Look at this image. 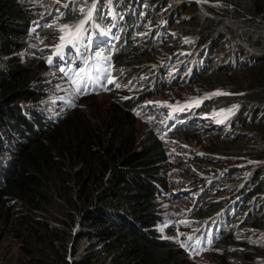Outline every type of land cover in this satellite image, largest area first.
<instances>
[{
  "label": "trees",
  "instance_id": "1",
  "mask_svg": "<svg viewBox=\"0 0 264 264\" xmlns=\"http://www.w3.org/2000/svg\"><path fill=\"white\" fill-rule=\"evenodd\" d=\"M116 1L122 6L131 3L136 11L123 18L121 38L127 54H116L114 64L153 51L155 30L139 41L132 35L136 25L166 22L191 37L195 57L204 60L202 68L192 64V82L205 88L221 86L216 89L230 93L216 95V107L228 113L230 126L257 129L262 140L261 146L243 152L217 150L262 163L246 166L249 173L237 185L223 175L214 191L222 201L205 203L193 218L207 221L223 206L237 202L238 227L256 230L255 235L264 232V0ZM141 3L146 7L140 18ZM32 28L17 0H0V141L7 142L5 136L10 139L4 148L8 158L0 168V222L11 225L13 210L19 208L15 211L19 223L12 225L18 229L12 232L21 242L27 264H184L189 254L155 229L162 221L158 191L174 186L167 180L161 138L149 132L144 140H137L132 111L139 99L114 96L117 106L102 121L77 110L58 121L33 111L26 117L29 109L24 103L42 98V88H34L40 83L37 73L24 65L20 54ZM234 76L242 80L239 85L231 81ZM166 78L157 79L139 102L154 97L157 87H165ZM192 132L191 136L196 129ZM210 140L225 144L219 138ZM55 210L60 212L59 227L47 219ZM227 237L224 229L218 230L219 249L227 246ZM247 260L264 264V252Z\"/></svg>",
  "mask_w": 264,
  "mask_h": 264
},
{
  "label": "rangeland",
  "instance_id": "2",
  "mask_svg": "<svg viewBox=\"0 0 264 264\" xmlns=\"http://www.w3.org/2000/svg\"><path fill=\"white\" fill-rule=\"evenodd\" d=\"M17 2L34 25L27 47L20 52L21 58L25 66L37 73L40 83L34 84V88L39 90L42 88L39 93L42 98L38 102L24 103L23 107L29 109L26 117H31L33 111L48 121H58L77 110L88 117L96 116L103 119L106 113L113 111V106H117L113 102L114 96L124 99L134 97L140 100L142 95L151 90L157 79L167 77L165 87L156 88L160 93L154 91L156 93L154 97L136 101L132 111L138 133L137 140H144L149 132H155L160 136L167 155L169 168L167 180L174 186L167 192L158 191L157 201L162 211V221L155 229L162 238L172 241L181 251L189 254L190 257H187L184 264H250L252 262L247 259H253L257 253L259 255L264 252V232L255 235L256 230L238 227V209L235 207L237 202L223 206L207 221L202 222L193 218V214L205 203L209 204L217 198L218 203L222 201L219 197H214V191L220 186L219 179L223 175H226L232 184L237 185V180L249 173L246 166L262 163L242 157H229L217 152L219 149L247 151L246 148L261 146L262 140L258 138L257 129L234 128L228 124V113L223 108L216 107L214 103L216 95H210L221 86L205 88L200 82L193 83L189 78L192 67L190 64L204 63L203 59L195 57L197 54L195 41L189 36L181 35L177 29L174 31L166 25H161L157 34L159 39L150 55L142 54L139 58L122 60L114 64L112 58L114 59L116 54L123 55L122 57L127 54L126 50H123L125 45L121 34L118 36L119 30L123 31V27H120L121 19L116 17V8L124 14L125 11L127 13L135 11L136 7L130 3L122 13L120 2L97 0L90 22L91 27L88 29L89 26H85V35L78 44L81 47L84 43L88 49L97 45L106 46L107 51L85 59L82 68H88L92 73L93 69L98 67L95 66L97 62L100 65L104 63L106 66L104 80L110 78L115 83L104 85L110 86V90H105L104 87L103 90L77 97L74 100L75 106L69 107L67 100L72 93L71 78L58 70L61 68H58V64L51 65L48 61L60 43L59 37L62 34L60 29L65 25L75 24L77 20L80 22L90 6L89 0L59 2L17 0ZM212 5L217 7L216 4ZM139 7L142 17L141 12L146 6L142 3ZM78 17H81V20ZM185 18L181 17V20ZM151 25L153 28L157 27L152 23ZM151 25L147 23L145 29H150ZM136 30L138 26L132 31L134 35ZM139 35L134 38L142 41L144 34ZM115 38V41L120 40L115 43ZM78 44L65 48L71 51ZM150 56L153 58L151 62L148 60ZM141 62L145 64V68L140 67L143 65ZM148 62L150 63L146 64ZM231 81L239 85L242 80L234 76ZM116 84H119V87H116ZM246 85L247 83H244L243 87ZM184 107L186 108L182 110ZM192 129H196L193 136ZM179 132H184L188 136L180 135ZM217 138L223 140L225 144L219 145L210 140ZM3 139L7 142L0 141V168L8 157L4 148L10 145L9 137L5 136ZM227 159L238 161L229 163ZM262 184L264 185V181ZM18 209L13 210L15 221L11 225L5 226L2 221L0 222V264H27L28 258L20 249L21 242L12 232L18 229L12 226L19 223L18 213L15 212L16 210L18 212ZM55 212L52 216L48 215L47 219L53 227H59L56 219L60 212L59 210ZM226 226H233V229ZM219 229H224V235L229 236L226 239L228 244L223 249H219L220 246L216 242ZM182 244L185 247H181ZM85 246L87 242H84L83 248Z\"/></svg>",
  "mask_w": 264,
  "mask_h": 264
},
{
  "label": "snow or ice",
  "instance_id": "3",
  "mask_svg": "<svg viewBox=\"0 0 264 264\" xmlns=\"http://www.w3.org/2000/svg\"><path fill=\"white\" fill-rule=\"evenodd\" d=\"M59 2V0H57ZM111 2V0H109ZM97 0H90V6L87 10V12L84 13V19H82L78 24L75 25H65L63 28L60 29L61 35L59 37L60 43L56 46V54H59L62 52V50L68 46V45H75L80 42V40L84 37L86 32V25L89 23V21L93 18V11L95 10ZM83 12L84 10L81 9ZM50 64L53 62L52 58H49L48 61ZM60 72H66V69L61 67L58 69ZM68 71H71V69H68ZM106 71V70H105ZM71 86H72V93L70 98L67 100L69 107H74L75 103L74 100L81 96L88 94L89 88L91 85H95L97 87H104L106 83H115L113 79H107V80H101V77L99 75V70H97V75L93 77L90 70L87 68H82L77 70L74 73V78L71 79ZM91 82V85L90 83ZM116 87H119V84H116ZM107 90V89H105ZM230 93H225L221 91H217L215 93H212L210 95H228ZM195 103H199V101H195ZM230 112L232 110H229ZM189 239H192L189 237ZM181 247H185V245H181Z\"/></svg>",
  "mask_w": 264,
  "mask_h": 264
},
{
  "label": "clouds",
  "instance_id": "4",
  "mask_svg": "<svg viewBox=\"0 0 264 264\" xmlns=\"http://www.w3.org/2000/svg\"><path fill=\"white\" fill-rule=\"evenodd\" d=\"M142 4V3H141ZM128 6V4H126V5H124V6H122V10L123 11H125L124 9L126 8ZM140 8V7H139ZM145 8V7H144ZM144 10L145 9H143L142 11L144 12ZM133 11V10H132ZM132 11H130V12H132ZM135 11H136V9H135ZM130 12L129 13H126V12H124V14H122L121 15V12H119V10H118V8H116V17L118 18H120L121 19V22H122V24H123V18L125 17V16H128V15H130ZM123 13V12H122ZM142 13V12H141ZM77 14V13H76ZM81 14H79V16H80ZM121 15V16H120ZM83 15H81V17H82ZM142 16H143V13H142ZM139 17H140V13H139ZM78 18H80V17H78ZM141 18V17H140ZM144 23L143 24H138V25H136V26H138V30H136V34L134 35L133 34V32H132V35L134 36V37H139L140 35L139 34H144V37L147 35L148 36V31L149 32H151L152 30H155L154 31V39H153V41H154V45H155V43L157 42V40L159 39L158 37H157V34H159L158 32H160V27H161V25L162 24H164V26L166 25V22H164V21H160V23H159V26H157V29H154L153 27H152V25H151V23L150 22H148V21H143ZM149 23V25H151V27H150V29H145V25L147 24V23ZM32 26H33V28H34V25L32 24ZM135 26V27H136ZM167 26V25H166ZM148 27V26H147ZM122 28V27H121ZM124 28V27H123ZM107 29V28H106ZM133 30H134V28H133ZM132 30V31H133ZM145 31V32H143V31ZM120 31V30H119ZM124 29H123V31H120V33L121 34H123L124 33ZM144 37H143V39H144ZM163 37V36H162ZM54 53L55 52H53V54L52 55H50V57L51 56H55L54 55ZM49 57V58H50ZM191 66H192V64H190ZM199 66H200V68H202L203 66H204V63L203 64H199ZM196 112V111H195ZM155 136H158V137H160L159 135H157L155 132H152ZM7 154V153H6ZM8 158V157H7ZM5 162V160L3 161V163ZM190 253V252H189Z\"/></svg>",
  "mask_w": 264,
  "mask_h": 264
},
{
  "label": "built area",
  "instance_id": "5",
  "mask_svg": "<svg viewBox=\"0 0 264 264\" xmlns=\"http://www.w3.org/2000/svg\"><path fill=\"white\" fill-rule=\"evenodd\" d=\"M122 12H124V11L122 10ZM125 12L127 13V11H125ZM121 15H122V14H121ZM121 15H120V16H121ZM162 26H164V24H162ZM148 28H149V27H148Z\"/></svg>",
  "mask_w": 264,
  "mask_h": 264
}]
</instances>
